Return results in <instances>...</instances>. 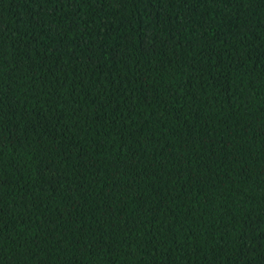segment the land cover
Wrapping results in <instances>:
<instances>
[{"label":"trees","instance_id":"1","mask_svg":"<svg viewBox=\"0 0 264 264\" xmlns=\"http://www.w3.org/2000/svg\"><path fill=\"white\" fill-rule=\"evenodd\" d=\"M0 264H264V0H0Z\"/></svg>","mask_w":264,"mask_h":264}]
</instances>
